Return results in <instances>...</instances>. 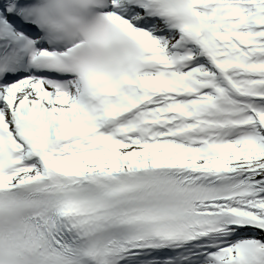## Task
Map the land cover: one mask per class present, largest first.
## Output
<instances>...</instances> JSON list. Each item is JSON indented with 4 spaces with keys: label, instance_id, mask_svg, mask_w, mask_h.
<instances>
[{
    "label": "snow or ice",
    "instance_id": "6c2138e0",
    "mask_svg": "<svg viewBox=\"0 0 264 264\" xmlns=\"http://www.w3.org/2000/svg\"><path fill=\"white\" fill-rule=\"evenodd\" d=\"M0 264H264V0H0Z\"/></svg>",
    "mask_w": 264,
    "mask_h": 264
}]
</instances>
